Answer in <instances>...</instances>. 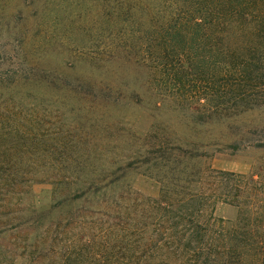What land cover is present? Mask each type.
Segmentation results:
<instances>
[{"label":"rangeland","instance_id":"1","mask_svg":"<svg viewBox=\"0 0 264 264\" xmlns=\"http://www.w3.org/2000/svg\"><path fill=\"white\" fill-rule=\"evenodd\" d=\"M126 1L0 0V227L14 228L1 247L24 245L19 228L41 212V226L58 242L98 234L106 206L72 199L112 167L128 166L113 176L120 182L107 198L128 193L131 206L136 196L158 197L164 173L184 195L201 177L213 182L216 171H264V108L200 122L192 105L160 94L137 61ZM157 153L173 160L164 161L168 172L152 165ZM6 181L25 182L34 194L16 187L5 196ZM237 214L230 203L215 211L229 222Z\"/></svg>","mask_w":264,"mask_h":264},{"label":"trees","instance_id":"2","mask_svg":"<svg viewBox=\"0 0 264 264\" xmlns=\"http://www.w3.org/2000/svg\"><path fill=\"white\" fill-rule=\"evenodd\" d=\"M149 1L126 3L137 27V61L147 66L153 88L192 105L200 122L264 108V0H158L154 7ZM166 155L157 153L152 165L165 171L164 161L173 162ZM125 166L112 167L105 181L85 182L73 195V202L91 196L106 206L96 221L98 234L58 242L41 226V212L37 222L29 218L22 225H30L19 228L26 231L24 245L0 246V264H264V171L258 177L216 171L213 182L201 177L184 195L180 181L164 173L159 196H136L131 206V194L107 198L120 182L113 176ZM6 182L5 196L16 187L34 194L31 185L23 189L25 182ZM219 203L237 208L235 221L215 215ZM13 229L1 226L0 238Z\"/></svg>","mask_w":264,"mask_h":264}]
</instances>
